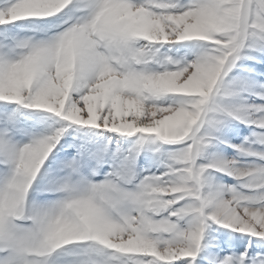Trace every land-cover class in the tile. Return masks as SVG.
<instances>
[{
    "label": "snow or ice",
    "instance_id": "obj_1",
    "mask_svg": "<svg viewBox=\"0 0 264 264\" xmlns=\"http://www.w3.org/2000/svg\"><path fill=\"white\" fill-rule=\"evenodd\" d=\"M0 264H264V0H0Z\"/></svg>",
    "mask_w": 264,
    "mask_h": 264
}]
</instances>
